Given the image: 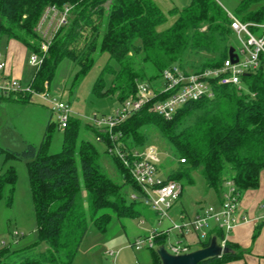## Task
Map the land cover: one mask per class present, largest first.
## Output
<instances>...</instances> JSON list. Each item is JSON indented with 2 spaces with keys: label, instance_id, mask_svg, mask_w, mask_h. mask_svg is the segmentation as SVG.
I'll return each instance as SVG.
<instances>
[{
  "label": "trees",
  "instance_id": "trees-1",
  "mask_svg": "<svg viewBox=\"0 0 264 264\" xmlns=\"http://www.w3.org/2000/svg\"><path fill=\"white\" fill-rule=\"evenodd\" d=\"M51 6L70 11L37 68L31 85L35 91L49 86L64 58L79 67L78 80L90 71L96 53L106 54L108 60L92 91L97 96L115 95L123 102L141 81L159 85L163 71L173 65L198 71L218 67L229 56L231 19L217 0H191L172 10L175 22L161 31L158 26L168 20L169 13L153 0H0V37L23 44L31 53L39 51L37 45L43 39L37 27ZM234 15L242 21L264 22V0H240ZM105 73L111 75L107 88ZM242 83L241 91L218 86L214 97L190 101L169 119L148 107L133 113L115 129L121 133L122 148L129 154L144 149L148 132L154 129L180 157L165 182L192 184V172L201 169L208 187L218 194L229 179L241 195L259 188L264 169V70L245 73ZM29 99L27 93L17 100ZM53 129L48 121L39 145L27 143L22 151L0 149L7 158L27 161L39 242L48 246L38 254L39 243L18 251L5 247L0 250V264H73L90 223L107 232L114 218L122 221L143 215L141 187L123 162L109 153L107 135L102 134L104 155L119 171L120 182L107 174L102 154L82 136L92 129L97 137V129L72 117L63 130L62 150L55 153L50 148ZM16 180L15 169L0 172V200L6 187L13 191ZM127 184L138 196L130 202L124 192ZM213 236L221 240L224 231L214 227L208 238L199 239L200 247L207 246ZM166 239L159 236L156 244H165ZM226 246L235 249L229 241ZM150 251L151 264H161L156 248ZM239 257L233 252L199 264H223Z\"/></svg>",
  "mask_w": 264,
  "mask_h": 264
},
{
  "label": "rangeland",
  "instance_id": "rangeland-1",
  "mask_svg": "<svg viewBox=\"0 0 264 264\" xmlns=\"http://www.w3.org/2000/svg\"><path fill=\"white\" fill-rule=\"evenodd\" d=\"M229 14H235L240 0H217ZM108 4H105L107 7ZM171 16L168 20L158 26V30H165L173 24ZM230 46L240 51L241 41L232 33L229 38ZM6 37H0V61H4L8 54ZM40 53L42 44L37 45ZM33 53L26 52L22 64V76L20 78L11 76L4 77V71H0V149L22 151L27 143L39 145L48 121L53 126L51 151L60 152L63 144V130L59 128L60 111L55 109L53 101L62 102L71 110L70 117H77L83 123L92 125L95 115L109 116L121 107V102L115 95L97 96L92 88L105 66L108 56L96 53L94 64L90 71L80 79L76 80L79 67L70 58H64L58 65L49 86L43 91L30 93L28 101H18L21 94H25L31 87L37 65H32L29 60ZM243 59V55H241ZM16 79L21 85V92L4 93L1 87L8 81ZM161 82V80L159 81ZM106 88L111 84V75L104 74ZM47 94V95H45ZM82 136L91 141L102 154L103 164L107 174L115 181L120 182L119 171L113 162L104 155L105 144L97 141L94 130L83 131ZM149 144L156 151L159 161V177L166 180L172 171L179 165L180 157L174 153L168 144L161 138L158 132L150 129L148 132ZM148 144V145H149ZM13 168L17 174L15 187L11 192L6 187L3 198L0 200V250L7 247L10 251H18L27 246L39 243L37 254L45 252L47 244L39 242V233L32 199L30 181L27 171V161L23 158H7L0 154V172H6ZM193 183H183L180 199L169 210V217L159 219L154 210L145 204H140L143 215L135 218H125L122 221L114 218L107 230L101 232L94 223H90L87 234L83 239L73 264H151L152 252L143 248L137 250L132 244L137 238H144L153 230H167L172 226V221L180 225L182 216L193 218L200 206H210L212 197L215 195L212 188L208 187L201 174V169L192 172ZM228 186H224V191ZM127 201L130 202L132 195L136 192L132 185L124 187ZM10 199V200H9ZM153 221V225L151 224ZM161 220V223H159ZM124 225V226H123ZM215 225L214 220L209 221V227ZM182 242L191 245V251L200 247V240L193 232L185 233V237L178 230L169 231L165 241L166 247L170 243ZM205 239L202 238L201 241ZM12 257L9 256L8 258Z\"/></svg>",
  "mask_w": 264,
  "mask_h": 264
},
{
  "label": "built area",
  "instance_id": "built-area-1",
  "mask_svg": "<svg viewBox=\"0 0 264 264\" xmlns=\"http://www.w3.org/2000/svg\"><path fill=\"white\" fill-rule=\"evenodd\" d=\"M69 7L59 11L51 6L37 27V31L42 36L41 53H33L29 62L37 65V68L43 62L44 55L47 52L54 36L58 30L67 22L69 16ZM53 16L51 17V15ZM231 19V29L240 41V51L235 53L238 56L237 62H234L229 56L218 67H210L198 71L184 70L179 65H173L163 71L161 82L156 87L145 81L137 83L134 94L121 102V107L114 110L109 116L95 115L93 126L100 134L97 135V141H104L102 134L110 138L108 151L117 156L127 167L134 181L141 187V200L145 205L150 206L159 216V219L169 217V210L180 199L183 186L181 183L168 180L164 181L159 177V168L157 151L152 145L144 147L142 150H134L132 154L122 148L120 139L121 133H116L115 129L125 122L130 115L148 107V111L157 113L164 118H171L177 109L190 101H196L201 98H212L215 95L218 86H235L239 91L243 87L242 76L245 73L263 69L264 70V22L242 21L234 14H229ZM243 55V59L241 58ZM6 67L4 61H0V71ZM47 88V87H46ZM1 89L6 94L12 92H21V85L16 79L6 82ZM46 90V89H45ZM33 91L29 87L27 93ZM47 95V94H45ZM55 109L61 113L59 115V128L65 130L72 117L71 110L62 102L53 101ZM181 161H185L181 159ZM228 190L223 193L221 206L216 208L208 206L202 208V212L196 214L193 218L182 216L180 225L172 221L166 231L153 230L147 233L144 238L135 239L132 246L137 250L147 248L149 250L160 246L156 244L159 236L166 235L169 231L178 230L185 237V233L193 232L199 239H206L209 236V221L214 220L216 229L224 231V237L218 241L220 245L226 246L230 232L242 220L247 217L240 215L241 193L232 180H227ZM137 198L136 194L132 195ZM161 223V220H159ZM165 248L175 255L188 253L191 251V245L182 242L170 243Z\"/></svg>",
  "mask_w": 264,
  "mask_h": 264
},
{
  "label": "crops",
  "instance_id": "crops-1",
  "mask_svg": "<svg viewBox=\"0 0 264 264\" xmlns=\"http://www.w3.org/2000/svg\"><path fill=\"white\" fill-rule=\"evenodd\" d=\"M153 1L164 13H169L168 16H171L174 22L177 15H172L170 12L174 9H181L191 2V0ZM52 16L53 14L51 17ZM7 41L9 42V51L4 59V62L6 63L4 77H23L21 72L22 64L26 52L29 50L17 41ZM79 116L80 115L77 114V117ZM226 185L227 184L225 183L224 186ZM224 186L223 190L219 194L212 189L215 195L211 199L213 203L210 206H214L216 208L221 206L223 193L226 192L224 191ZM202 208L203 206L201 205L196 214L201 213ZM239 211L241 217L245 216L247 218L246 220L240 221V223H238V225L230 232L228 241L234 245L235 249L232 250L234 253H239L240 257L235 260L226 261L223 264H264V169L261 172L259 188L247 190L241 195ZM148 218H150L151 221V217ZM153 221H151L152 225ZM213 228L214 227L210 228L209 232Z\"/></svg>",
  "mask_w": 264,
  "mask_h": 264
},
{
  "label": "water",
  "instance_id": "water-1",
  "mask_svg": "<svg viewBox=\"0 0 264 264\" xmlns=\"http://www.w3.org/2000/svg\"><path fill=\"white\" fill-rule=\"evenodd\" d=\"M229 57L237 62L238 56L235 53V48L230 46ZM234 251L228 246L220 245L216 236H213L207 246L200 247L196 250L184 254H171L164 245L156 248L161 264H199L205 260L222 257L223 255L231 254Z\"/></svg>",
  "mask_w": 264,
  "mask_h": 264
}]
</instances>
